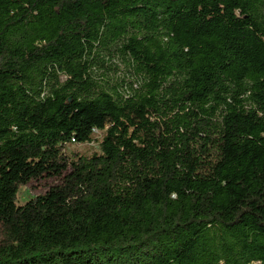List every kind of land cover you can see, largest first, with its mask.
<instances>
[{
	"label": "trees",
	"instance_id": "1",
	"mask_svg": "<svg viewBox=\"0 0 264 264\" xmlns=\"http://www.w3.org/2000/svg\"><path fill=\"white\" fill-rule=\"evenodd\" d=\"M0 264H264V0H0Z\"/></svg>",
	"mask_w": 264,
	"mask_h": 264
},
{
	"label": "rangeland",
	"instance_id": "2",
	"mask_svg": "<svg viewBox=\"0 0 264 264\" xmlns=\"http://www.w3.org/2000/svg\"><path fill=\"white\" fill-rule=\"evenodd\" d=\"M100 137L101 136H99V138ZM98 150H99V145L97 142H94V144H86V145L73 144L67 147V152L69 154L78 153V152L83 154H90ZM32 197L33 196L29 193V191L25 187L21 188L18 195V205L19 206L25 205Z\"/></svg>",
	"mask_w": 264,
	"mask_h": 264
},
{
	"label": "bare ground",
	"instance_id": "3",
	"mask_svg": "<svg viewBox=\"0 0 264 264\" xmlns=\"http://www.w3.org/2000/svg\"><path fill=\"white\" fill-rule=\"evenodd\" d=\"M93 131H94L95 134H99V131H97V130H93Z\"/></svg>",
	"mask_w": 264,
	"mask_h": 264
},
{
	"label": "built area",
	"instance_id": "4",
	"mask_svg": "<svg viewBox=\"0 0 264 264\" xmlns=\"http://www.w3.org/2000/svg\"><path fill=\"white\" fill-rule=\"evenodd\" d=\"M72 142H73V144H76L75 141H72ZM73 144H72V145H73Z\"/></svg>",
	"mask_w": 264,
	"mask_h": 264
}]
</instances>
